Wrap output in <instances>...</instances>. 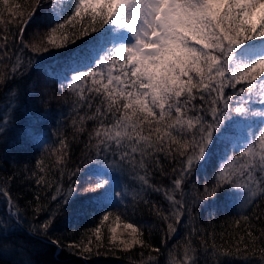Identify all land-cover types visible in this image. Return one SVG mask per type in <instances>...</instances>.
<instances>
[{"label":"snow or ice","instance_id":"snow-or-ice-1","mask_svg":"<svg viewBox=\"0 0 264 264\" xmlns=\"http://www.w3.org/2000/svg\"><path fill=\"white\" fill-rule=\"evenodd\" d=\"M0 4L9 15L4 20L0 11V24L4 25L0 31V62H3L0 67L9 69L0 72V86L24 66L20 52L48 53L98 34L92 51L72 59L59 70L50 71L48 78L59 82L62 88L63 81H68L67 91L73 94V111L78 117L72 121L77 133L87 131L86 121L95 122L85 147L94 152L97 162L103 158L110 171L126 172L140 182L132 200L147 204L149 201L144 198L147 190L163 193L170 205L168 213L154 204L152 209L166 223L169 234L175 233V225L181 222L185 211L194 220L193 206L215 198L223 188L232 190L242 208H259L260 201H264V0H51L45 13L47 31L43 36L37 32L31 43L24 38L25 30L45 6L44 0H24L23 4L0 0ZM10 24L16 26V31ZM17 42L19 52L14 51ZM69 72L73 74L69 76ZM228 88L234 95L226 93ZM10 95L15 97L17 93L10 90ZM254 97L261 105L260 110L253 107ZM80 109L92 111L80 115ZM254 119L259 120V134L252 132L253 124L248 123L251 139L239 148L238 155L226 154L222 158L212 186H205L201 194H193L189 203L183 186L207 162L217 133L223 134L222 126L230 120L239 126L240 121ZM9 124L10 119L0 123V135ZM59 145L52 153L55 160L49 170L58 169L62 179L69 145L64 138ZM163 160L176 163L171 169L175 174L171 188L156 187L149 180L155 170L167 174ZM43 164V160L37 162L42 173L46 171ZM80 173L81 169L75 168L69 179ZM87 175L95 183L84 191H102L99 196L85 197L79 203L87 201L89 206H95L93 201L111 203L115 197L119 198L117 204L126 201L129 194L126 187L118 190V184L99 172ZM35 183L38 187H52L43 175L36 177ZM73 184H80V180H73ZM77 191L74 186L62 192L57 182L51 196L53 201L63 197L57 210L64 206L65 210L76 211L77 201L70 198ZM0 195L7 198L10 214L17 221L11 230H0V242L15 239L21 242L22 251L35 244L45 245L56 212L25 233L20 226L19 208L10 193L0 188ZM35 199L33 212L38 214L43 206L39 195ZM113 216L117 226L109 229L108 245L123 252L139 246L159 253L160 249L143 239V228L123 221L120 214L104 211L100 223ZM241 220L250 221L247 211L235 221V227L239 228ZM121 225L127 238L117 233ZM254 227L246 224L238 239L221 245L214 241L210 244L200 237L197 247L193 237L203 229L193 226L182 254L169 253L170 264H200L201 252L212 258L214 264H232L235 260L264 264V228L257 235ZM90 232L92 235L86 240L68 247L91 252L92 236L98 242L97 247L106 246L99 226ZM50 243L61 247L58 240ZM147 259L152 261V255ZM24 264L35 262L29 259Z\"/></svg>","mask_w":264,"mask_h":264},{"label":"trees","instance_id":"trees-1","mask_svg":"<svg viewBox=\"0 0 264 264\" xmlns=\"http://www.w3.org/2000/svg\"><path fill=\"white\" fill-rule=\"evenodd\" d=\"M12 2L23 4L24 0H12ZM49 2L51 0H44L45 6L37 11L33 22L25 30L24 38L30 43L37 32L43 36L47 31L48 22L45 19V13ZM0 11L3 12L4 20L9 19L8 12L4 10L2 4H0ZM8 26L16 31L14 24ZM3 27L4 25L0 24V31ZM98 39V34H93L92 37L77 40L75 44L65 49H51L43 54L24 50L20 52L24 66L13 79L0 86V123L5 119L11 120L4 134L0 135V188L10 193L13 203L19 208V217L22 222L20 226L25 233L30 227H38L52 218V213L56 212L45 245L35 244L22 251L21 242L15 239L0 242V264H24V261L29 259L35 264H141L142 261L143 264H170L169 253L174 256L182 254L183 245L193 226L203 229L198 236L193 237L197 247H199L200 237L207 239L210 244L214 241L217 245L234 241L244 233L245 226L249 223L255 225L253 231L258 235V230L264 228V201H260L259 208L246 210L240 206L237 197L228 188L219 190L215 198L200 201L193 206L194 220H190L189 214L185 211L181 222L175 225V233L169 234L166 223L152 209L154 204L165 214L168 213L170 205L163 193L147 190L144 198L149 203L145 204L142 200L133 201L132 195L140 189V182L133 180L126 172L110 171L103 158L99 163L97 162L94 152L85 147L88 142V132L92 130L95 122L86 121L87 131L83 133L75 131L72 121L78 117L73 111V94L67 91L68 81H63L65 86L62 88L59 82L48 78V73L59 70L71 63L72 59L92 51ZM19 49L20 45L17 42L14 51L19 52ZM29 59L31 63H28ZM5 62L11 64L14 61ZM76 66L84 67V65ZM8 71L9 69L0 67V72ZM68 74L71 76L73 73ZM33 85L35 88L32 87ZM10 90H15L17 95L11 96ZM225 91L229 95H234L230 88ZM253 107L257 110L261 109L255 97ZM90 111L92 110L80 109L79 114L84 115L85 112ZM248 123L253 124L251 131L258 135L260 127L258 119L240 121L239 126L230 120L222 126L223 134L217 133L215 147L207 162L199 166L192 178L183 186L189 203L193 194H201L205 186H212L222 158L226 154L238 155L239 148L244 145L245 137L247 140L250 139L246 135L249 131L246 127ZM61 138H64L69 145L62 179L58 169L49 170L55 160L52 153L59 148ZM41 160L44 161L42 167L46 169L43 173L37 168V162ZM175 166V161L163 160L164 172L167 174L161 175L159 170L153 171L149 176L150 183L156 187L171 188V181L175 178L171 169ZM75 168H80L81 173L78 177L69 179V173ZM89 172H99L110 177L119 185L120 191L126 187L129 193L126 201L117 204L119 198L115 197L111 203L93 201L95 206H89L87 201L84 204L79 203L84 201L85 197L99 196L102 191L87 193L84 191L86 186L95 183V179L87 175ZM33 173L36 176H33ZM41 175L52 183L50 189L36 185V177ZM76 179L80 180V184H73V180ZM57 182L61 185L62 192H66L70 187H77L78 191L70 198L77 201L76 211L65 210L64 206L57 210L58 201L63 199L62 196H58L56 201L51 199V196L55 194ZM36 195L40 196V203L43 206V210L38 214L33 212ZM177 198H179L178 195ZM81 208L84 210L81 211ZM104 211L114 215L118 213L123 221L133 222L143 228V239L148 245L160 249L159 253H151L150 248L139 246L130 252H123L117 247L108 245L107 240L111 235L109 229L117 225L114 222V216L109 221L100 223ZM246 211L250 221L241 220L239 228L235 227V221ZM257 216L260 217L259 220L256 219ZM16 223V218L10 214L7 198L0 195V230H11L12 225ZM97 226L101 228L102 241L106 246L97 247L98 242L92 236L93 243L89 245L92 248L91 252H83L79 247L71 249L68 247L69 244H79L82 239L86 240L92 235L90 230ZM120 227L117 228V233L122 234V238H127V233L121 231ZM37 239L44 238L37 237ZM50 240H58L61 247L51 244ZM150 254L153 257L152 261L147 259ZM200 264H214V261L201 252ZM232 264H243V261L235 260ZM251 264H256V261L253 260Z\"/></svg>","mask_w":264,"mask_h":264},{"label":"rangeland","instance_id":"rangeland-1","mask_svg":"<svg viewBox=\"0 0 264 264\" xmlns=\"http://www.w3.org/2000/svg\"><path fill=\"white\" fill-rule=\"evenodd\" d=\"M109 46H110V45H109ZM246 135H248V134H246ZM250 139H251V137H250ZM250 139H249V140H250ZM247 141H248V140H247V138L245 137L244 144H245ZM119 229H120L121 231H124L123 227H120ZM117 230H118V229H117Z\"/></svg>","mask_w":264,"mask_h":264}]
</instances>
